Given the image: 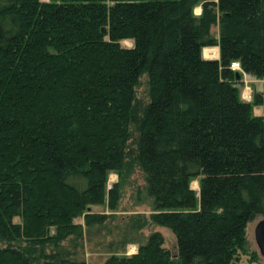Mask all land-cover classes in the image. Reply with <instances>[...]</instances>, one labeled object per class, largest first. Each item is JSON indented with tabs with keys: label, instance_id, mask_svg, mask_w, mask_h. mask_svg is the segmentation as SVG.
Masks as SVG:
<instances>
[{
	"label": "trees",
	"instance_id": "16d2710c",
	"mask_svg": "<svg viewBox=\"0 0 264 264\" xmlns=\"http://www.w3.org/2000/svg\"><path fill=\"white\" fill-rule=\"evenodd\" d=\"M234 60L264 79V0H0V264H89L98 228V264L258 260L264 92L243 98ZM135 167L149 217L89 210Z\"/></svg>",
	"mask_w": 264,
	"mask_h": 264
},
{
	"label": "rangeland",
	"instance_id": "374dc122",
	"mask_svg": "<svg viewBox=\"0 0 264 264\" xmlns=\"http://www.w3.org/2000/svg\"><path fill=\"white\" fill-rule=\"evenodd\" d=\"M196 12H200V6L196 8ZM213 32L217 33L218 32V27L215 26L213 28ZM124 44L126 45H131L132 42L129 40L123 41ZM206 49L212 50V53H206ZM214 50V51H213ZM214 52L218 54L219 52V47L218 46H210L206 47L203 50V55L205 57H212L214 56ZM241 90L243 98L246 100L251 101L254 97V94L256 92H264V79H258L254 77L251 74H243V78L241 79ZM142 94V89L139 90ZM254 113L256 114H262L264 113V106L263 105H254ZM121 182L120 184V190H121V198H120V203L119 207L116 211L110 210L108 207L107 203L103 205H96L93 208L91 207V210L93 211H99V212H114L116 213V217L111 218L110 224L115 225L117 223H122L124 218H128L131 214L134 213H141L146 216H150V213L152 212V208L149 204V198L147 197V191H146V182L143 176V173L140 168L135 167L134 170L129 172V174L126 176L125 179H121L119 174L116 172H112L109 175V183L108 187H112L115 183ZM192 185L194 187V184L196 182L199 183L197 179H194L192 181ZM262 218V216H259L255 218L253 221H251L248 224L247 228V233H248V238L250 241V251H257L259 254V259L258 260H251V254H242L241 258L235 263V264H264V258L260 253L259 247L257 245L256 239H255V227L258 221ZM81 220L83 218H78V220ZM104 230V231H103ZM144 232L146 235H150L154 231H160L165 237V246L169 247L171 250L176 252L177 250V241H176V236L175 234L171 231L170 228L163 226V225H158L153 223L151 220L148 222V224L144 227ZM105 229L100 230L99 228L96 229V231H92L91 236L93 238V242H88L87 244V253H86V258L89 262V264H98V263H103L107 256L108 253L101 249L99 246L95 244V242L101 237H103L106 233ZM2 244H0L1 246ZM139 249L138 244H130L128 245L127 251L125 253H122V257L131 256L132 254L136 253Z\"/></svg>",
	"mask_w": 264,
	"mask_h": 264
},
{
	"label": "water",
	"instance_id": "95a60500",
	"mask_svg": "<svg viewBox=\"0 0 264 264\" xmlns=\"http://www.w3.org/2000/svg\"><path fill=\"white\" fill-rule=\"evenodd\" d=\"M103 32L107 31L106 27L102 28ZM236 78L238 80H241L243 78V72L240 70L236 71ZM193 183V182H192ZM193 187V185H192ZM195 189V187H193ZM89 210H91V207H89ZM255 239L257 242V245L259 247L260 253L264 258V217H262L255 227ZM122 260H126V257H122Z\"/></svg>",
	"mask_w": 264,
	"mask_h": 264
},
{
	"label": "built area",
	"instance_id": "2783aa9c",
	"mask_svg": "<svg viewBox=\"0 0 264 264\" xmlns=\"http://www.w3.org/2000/svg\"><path fill=\"white\" fill-rule=\"evenodd\" d=\"M231 66H232L235 70H241V71H243V69H242V65H241V62H240L239 60H234V61H232ZM244 74H246V72H244Z\"/></svg>",
	"mask_w": 264,
	"mask_h": 264
},
{
	"label": "bare ground",
	"instance_id": "6f19581e",
	"mask_svg": "<svg viewBox=\"0 0 264 264\" xmlns=\"http://www.w3.org/2000/svg\"><path fill=\"white\" fill-rule=\"evenodd\" d=\"M205 51H206L207 54H208V53H209V54L212 53V50H210V49H206ZM194 187L197 188V189H199V183L196 182V183L194 184Z\"/></svg>",
	"mask_w": 264,
	"mask_h": 264
},
{
	"label": "crops",
	"instance_id": "0c3cea01",
	"mask_svg": "<svg viewBox=\"0 0 264 264\" xmlns=\"http://www.w3.org/2000/svg\"><path fill=\"white\" fill-rule=\"evenodd\" d=\"M219 47V46H218ZM214 51V50H213ZM214 56H212V57H209L208 56V58H219L220 57V48H219V52H218V54H216L215 52H214V54H213Z\"/></svg>",
	"mask_w": 264,
	"mask_h": 264
}]
</instances>
